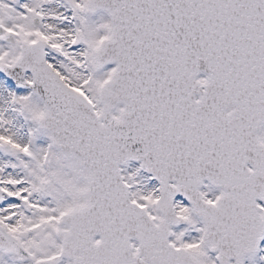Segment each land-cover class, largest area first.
Masks as SVG:
<instances>
[{
	"label": "snow or ice",
	"instance_id": "6c2138e0",
	"mask_svg": "<svg viewBox=\"0 0 264 264\" xmlns=\"http://www.w3.org/2000/svg\"><path fill=\"white\" fill-rule=\"evenodd\" d=\"M0 264H264V0H0Z\"/></svg>",
	"mask_w": 264,
	"mask_h": 264
}]
</instances>
